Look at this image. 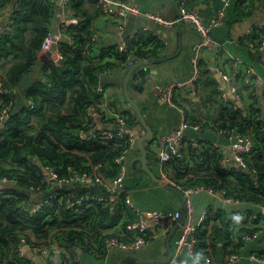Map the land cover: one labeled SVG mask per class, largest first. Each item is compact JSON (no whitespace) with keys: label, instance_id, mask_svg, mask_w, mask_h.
<instances>
[{"label":"trees","instance_id":"obj_1","mask_svg":"<svg viewBox=\"0 0 264 264\" xmlns=\"http://www.w3.org/2000/svg\"><path fill=\"white\" fill-rule=\"evenodd\" d=\"M261 1L232 0L231 3L235 4L236 17L243 19L260 10ZM18 2L14 32L0 35V88L11 89V94L0 92V112L10 103L7 118L0 128V179L5 177L9 180L0 183V264H30L27 256L18 257L16 253L20 235H27V232L47 242L57 241L68 249H74L79 244L86 251L91 249L96 254H103L105 234L101 233V229L118 224L124 226L123 220H132L134 214L120 198L114 201L104 186L93 182L72 183L53 189L44 180L42 167L51 166L60 176H66L71 170L91 172L93 165L100 162L106 175L117 173L118 164L114 158L126 152L131 144L124 139L114 143L113 139L99 136L85 139L80 134L96 129L86 110L101 100L96 92L99 73L117 62L125 63L128 56L119 51L117 45L97 57L90 56L93 16L85 5H97V0H68L70 15L79 19L77 24L64 26L71 41L59 44L57 52L62 54L59 64H55V56L42 63L43 78H36L25 87V99L21 102L15 88L21 85L24 75L39 61L57 8L56 0ZM254 35L264 36V28L258 29ZM238 42L245 46L252 59L255 58L256 65L243 61L264 74L261 54L252 52L243 38ZM162 45L159 39L144 31H138L128 39V48L135 60L156 55ZM105 53L110 58L104 60ZM206 62L205 59L200 61L202 80L198 89L199 102L190 101L191 114L188 118L192 123L199 122L202 128L210 126L215 130L249 135L252 147L249 152H242L248 170L222 167L220 149L210 140L199 141L197 146L189 140L184 141L179 150L181 155L171 153L162 167L186 185L212 186L215 190H224L226 196L239 203L264 207V130L262 122L257 119V115L264 110L261 104L256 106V97L250 104L242 100V106L232 98L227 102L219 99L218 81ZM29 100L34 104L32 108ZM66 105L67 108H64ZM123 115L128 125H137L133 109L123 111ZM88 191L96 195L104 194L108 203L83 198L76 207H66L64 198L84 196ZM54 192L57 196L50 198ZM44 198L50 199V204L33 215L20 205ZM247 211L250 222L243 221L234 228L236 223L225 216L218 223H212L211 220L220 216L217 217L216 213L212 215L208 210L205 222L196 231L195 253L207 256L211 246L223 236L229 246L234 243L232 250H239L243 234H252L262 225L264 228V212L257 209V212L251 213L249 207ZM238 215L233 214L236 221ZM133 235V231L122 227L121 235L117 237L127 240ZM259 253L264 254V251Z\"/></svg>","mask_w":264,"mask_h":264},{"label":"built area","instance_id":"obj_2","mask_svg":"<svg viewBox=\"0 0 264 264\" xmlns=\"http://www.w3.org/2000/svg\"><path fill=\"white\" fill-rule=\"evenodd\" d=\"M136 0H97L98 9L107 15L112 16L120 28H123L127 23L130 15L140 13L141 10L135 4ZM189 0H179V19L182 21L190 22L199 33V38L192 45V75L187 81L175 78L164 84L156 85L152 88V92L155 96L167 102L168 104L176 107L180 113V122L178 127L173 132L159 133L154 136L152 141L149 142L150 146L155 151L161 164L167 161L170 154L181 155L180 151L183 147L184 141H190V137L185 134V129L191 127L193 129H202L199 122L192 123L188 115L191 114L190 101H198V89L199 83L202 80V70L200 66L201 59H207L213 57L214 59V72L219 74L225 83V87L217 84L218 97L224 102H227L230 98V93L235 96V99L246 100V103L250 104L256 97V106H260V99H264V78L263 76L252 66L248 65L239 56L229 54L225 59H222L224 52V41H220L212 36L211 30L214 26L222 25L226 21V9L231 4L232 0H220L221 5L217 8L214 15H212L207 22H204L200 16L190 9H188L187 2ZM264 1L260 2L258 8L260 12L264 13V7L262 6ZM60 10L63 15V25L77 24L79 19L70 15V9L68 6V0L60 1ZM19 8L18 0H1L0 3V35L10 34L14 32L15 26V11ZM146 16L164 25H173L176 23L175 19L164 18L155 13L146 12ZM264 28V20L252 21L249 23L236 37V39L243 38L248 48L252 52L261 54L264 59V36H253V33L258 29ZM139 31L148 32L155 38L159 39L161 43H165L161 33L158 32L150 25H143ZM97 34L95 32L91 35V41L94 42ZM128 39L124 38L117 44V49L126 53L128 60L123 63L127 66L131 65L135 58L131 55V50L128 48ZM235 39V40H236ZM237 40V41H238ZM153 45V44H152ZM55 64H59L62 59V54L56 52ZM208 53V54H206ZM106 57L110 58V55L106 53ZM213 72V73H214ZM0 92L10 93L11 89L0 88ZM96 92L100 94V102L88 107L86 114L91 118V122H101L102 119L106 120V124L112 126L110 130L107 129H92L90 132H82L80 136L85 139H89L95 136H99L103 139H113L114 143H117L118 139H124L125 142L130 143L131 146L135 142V132L137 125H128L123 111H128L129 108L113 107L107 102L105 98V89L101 84L96 87ZM9 94V95H10ZM30 108L34 106L31 100L28 101ZM10 103L5 106L0 112V124L4 122L7 116V109ZM105 113V115H104ZM98 114V115H94ZM100 115V116H99ZM257 119L262 122V129L264 130V112L257 115ZM228 135L231 139L230 148L232 158L227 156L225 144L213 143L220 149L221 159L220 163L222 167L226 169H240L246 167V161L242 156V152H249L252 147V140L249 135L239 132H233L230 130H220ZM125 151L114 158V161L118 164L117 173L113 176L106 175L104 171V165L100 162L93 165L91 172H78L71 170L69 175L60 176L51 166L45 165L44 180L56 190L65 185L72 183L87 184L95 183L105 187L114 201L121 199L123 203L134 214L132 220H123L124 226L118 224L114 227L101 229V233L105 234L103 239L104 252L108 249L118 247L129 250H136L146 244L150 238L157 236L159 232L168 233L173 225L178 222L181 212L175 211L164 212L158 210H141L135 206L126 193L123 178L125 173V166L123 160L125 158ZM161 178L169 185L180 190L184 196L185 201V219L180 224V232L175 239V245L173 249L172 262H179V254L185 248L189 255L195 256V249L197 244L196 231L198 227L203 224L208 215V210L205 209L199 218L195 219L194 207L192 204V193L199 191H207L210 194L220 195L226 201L237 202L224 194V190H215L212 186L197 184L186 185L181 181L174 179L166 169L161 167ZM9 180L3 177L0 179V183H7ZM57 196L54 192L50 195V198ZM84 199H97L102 203H108L107 197L100 193L96 195L91 191H88L84 196L80 195L67 196L64 201L67 208L76 207ZM64 199H60L63 201ZM50 199L36 200L33 203H21L22 209H24L29 215L40 212L43 207L49 205ZM125 227L129 231H133L135 235L129 239H120L117 236L121 235V229ZM262 228L256 229L252 234L245 233L241 239L248 240L255 238L259 234H264L263 225ZM28 235V236H27ZM27 235H20V239L16 244V253L18 257H25L27 252H30L33 257H40L43 264H87L82 257L74 251L73 248H66L63 244L57 241H44L41 240L31 232H27ZM79 245V244H78ZM233 249V248H232ZM96 254V251L88 250ZM29 253V254H30ZM242 253L239 250H231L227 254L226 263L232 264L239 262L242 258ZM29 258V257H28ZM249 262H259L264 264V254L259 252H250L245 257ZM30 264H35V260L31 257L28 259ZM204 261L211 263V259L207 256L204 257Z\"/></svg>","mask_w":264,"mask_h":264},{"label":"crops","instance_id":"obj_3","mask_svg":"<svg viewBox=\"0 0 264 264\" xmlns=\"http://www.w3.org/2000/svg\"><path fill=\"white\" fill-rule=\"evenodd\" d=\"M60 1L61 0H56L57 9L50 22L49 38L47 43L43 46V50L39 56V61L24 75L21 85L15 88L17 97L19 94V98H21L19 101L21 102L25 99V87L32 80L41 77L43 78L41 68L42 63L48 57L55 56L57 54V48L60 43L71 41L66 28L62 24L63 15L61 13L60 6H58V2L60 3ZM178 2L179 0H136L135 4L139 7L141 12L130 15L123 28L119 27V24L112 16L102 13L96 4L87 3L85 5L88 11H90V14L93 16L91 25L93 32L97 34L95 41L92 42L93 44L90 50V56L97 57L101 52L103 53L104 50L117 45L122 39L132 37L135 33H138L141 27L145 24L152 26L160 32L164 38L165 43H162L163 45L159 47L157 54L148 57L158 58L159 61L151 63V72L146 77L143 90L138 91L135 88L131 90V95L139 102L144 117L151 129L154 131V136L159 133L173 132L179 125L180 113L176 107L155 96L152 92V88L175 78L184 81L190 79L192 75V45L199 38L198 31L190 22L179 19ZM255 2H257V0H255ZM220 5V0H189L187 2L188 9L195 11L204 22H207L208 19L215 14ZM235 10V4L231 3L226 9V22L222 25L214 26L211 30V34L216 39L225 42L223 47V56H221L222 59H225L229 54H233L254 64L256 61L255 58L252 59V55L248 52L244 45L237 41L238 39H236V37H238L239 33L252 21L264 20V13L256 11L250 17L238 19L235 15ZM146 12L155 13L164 18L175 19L176 23L171 26L159 24L149 19L145 14ZM105 59H107V57L104 56V60ZM205 60H207L206 63H208L209 68H211L214 72L213 57H209ZM98 61H100V59ZM127 67V65L117 62L103 72L99 73L98 83L105 89L104 95L107 102L112 106L111 108L114 106H125L133 109L126 101L122 89V82ZM262 75L264 77L263 73ZM214 76L218 83L222 87H225V83L221 76L215 72ZM139 80H141V78L135 79L133 83L137 84L139 83ZM243 103L244 102L242 101V104ZM260 104L264 110V99H260ZM94 115L96 116L98 114ZM94 125L95 128L100 129L110 130L112 128L111 125L106 124L105 119H102L101 122L99 121L94 123ZM134 132L136 140L138 136L144 133V129L139 123H137V127ZM185 134L190 137V143L193 146H197V143L202 140H210L213 143L225 144L227 156L230 159L232 158L230 148L231 139L228 136H225L220 130H215L210 126L202 129H193L188 127L185 129ZM146 144L149 150L147 167L154 176L161 178L162 164L159 159H157V155L150 146L149 142ZM139 155L140 152L133 143V145L126 151L125 158L123 160V164L125 166L123 184L125 191L131 198L133 204L144 211L158 210L171 213L180 211L181 218L182 203L180 198L176 193L156 181L152 177V174L140 166V162L137 161ZM148 194L152 197L153 195L155 198L157 197V201L159 203L154 204L150 202ZM191 199L194 207L195 219L199 218L203 211L207 209L212 215L216 213L217 217L220 216L219 218L211 220L212 223H216V221L218 223L220 218L225 216L231 218V220L236 223L234 228L239 227L243 221H247L249 219L250 215L247 211L248 207L251 208V213L257 212V209L264 212V208L262 206L247 205L244 202L239 203L238 201H226L220 195L210 194L207 191L194 192L192 193ZM233 214H240L243 216L238 215L237 217H239V219L236 221ZM242 217L244 219H242ZM253 217H256V215ZM248 222L250 221L248 220ZM179 228L180 226L170 239L172 250L174 249L175 239L178 237L180 232ZM167 234L168 233L165 232H159L157 236L150 238L146 244L136 250L114 247L106 250L103 254H94L86 251L81 245H77L74 247V251L78 253L87 264H132L139 260L163 262L168 254L166 244ZM240 242L241 247L239 251L243 256L239 262L232 264H261L259 262L251 263L245 257L253 251H264V234H259L255 238L248 240L242 239ZM249 242L252 243L249 245ZM225 243H227L226 246ZM233 244L234 243L229 246L228 241H226V237L223 236V238L217 241L215 245L211 246L210 254L207 255L211 259V263L204 261V257H207L204 254L198 255L195 253V256L193 257L189 255L188 251L184 248L179 254V264H227L225 262L226 257L228 252L232 250ZM29 253L30 252H27L26 256L30 259L31 257L34 259V257L31 256L32 254ZM172 261L171 257L167 264L178 263H174ZM152 262H140L138 264H155ZM35 264L39 263L35 261Z\"/></svg>","mask_w":264,"mask_h":264},{"label":"water","instance_id":"obj_4","mask_svg":"<svg viewBox=\"0 0 264 264\" xmlns=\"http://www.w3.org/2000/svg\"><path fill=\"white\" fill-rule=\"evenodd\" d=\"M59 2H58V6H59ZM159 61L158 58H141V59H136L131 65H129L127 67L123 82H122V89H123V93L125 95V99L126 101L129 103V105L133 108L137 119H138V123L142 126V128L144 129V133L141 134L140 136H138V138L135 140L134 142V146L139 150L140 155L137 158V161L140 162V166L143 167L144 169H146L150 174H152L149 170V168L147 167V163H148V154H149V150L147 148V142L152 141L153 137H154V131L151 129L150 125L148 124L146 118L144 117L142 108L139 104V102L134 99L131 95V90L133 88L137 89L138 91H142L143 90V86H144V82L146 80L147 75L150 74L151 69H150V65L152 62H157ZM137 78H141V80H139V83H133V81ZM230 98L234 99L235 102L239 105L242 106V101L235 99V96L230 93ZM7 116L5 117L6 120ZM4 120V121H5ZM4 122L0 124V128L3 126ZM244 170H248L247 167L244 168ZM152 177L158 181L159 183H161L164 187H166L167 189L173 191L174 193H176L178 195V197L180 198V201L182 203V217L180 218V220L178 222L175 223V225H173V227L171 228V230L168 232L167 234V238H166V244H167V250H168V254L167 257L165 259V261L163 262H152V261H147V260H139L136 261L132 264H138L140 262H152V263H158V264H167L173 254V250L171 247V243H170V239L172 237V235L174 234V232L177 230V228L180 226V224H182L184 222L185 219V201H184V196L182 194V192L180 190H178L177 188L169 185L168 183H166L162 178L160 177H156L152 174ZM264 208V207H263ZM35 261L39 264H42V259L40 257H34Z\"/></svg>","mask_w":264,"mask_h":264},{"label":"rangeland","instance_id":"obj_5","mask_svg":"<svg viewBox=\"0 0 264 264\" xmlns=\"http://www.w3.org/2000/svg\"><path fill=\"white\" fill-rule=\"evenodd\" d=\"M65 107H67V106H64V108ZM139 185H141V184H139ZM149 195V198H150V202H152V203H154V204H158L159 202L157 201L158 199H157V197L155 198L154 197V195H153V197L150 195V194H148ZM152 197V198H151ZM155 198V199H154ZM252 241H254V240H252ZM252 242H249V245L251 244Z\"/></svg>","mask_w":264,"mask_h":264},{"label":"clouds","instance_id":"obj_6","mask_svg":"<svg viewBox=\"0 0 264 264\" xmlns=\"http://www.w3.org/2000/svg\"><path fill=\"white\" fill-rule=\"evenodd\" d=\"M237 219H239V217H236Z\"/></svg>","mask_w":264,"mask_h":264}]
</instances>
